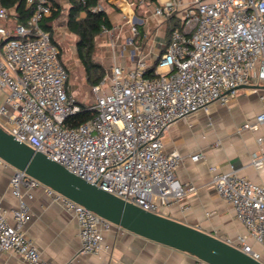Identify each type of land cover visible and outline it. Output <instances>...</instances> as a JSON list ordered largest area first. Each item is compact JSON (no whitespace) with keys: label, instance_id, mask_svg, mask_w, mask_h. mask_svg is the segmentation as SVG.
<instances>
[{"label":"built area","instance_id":"2783aa9c","mask_svg":"<svg viewBox=\"0 0 264 264\" xmlns=\"http://www.w3.org/2000/svg\"><path fill=\"white\" fill-rule=\"evenodd\" d=\"M24 2L30 9L24 23L0 24V90L5 91L0 126L71 173L144 210L160 213L162 206L194 193L196 187L182 183L175 174L181 155L163 151V133L171 123L206 111L211 103L226 104L240 85L264 83V0L157 3L154 14L164 20L174 17L178 5L182 11L154 68L149 71L143 55L129 68L113 64L91 87L93 100L87 108L93 116L75 126L67 119L81 106L67 92L68 69L41 25L51 13V2ZM8 17V10L0 8V21ZM113 31L101 27L111 47H115ZM130 33L128 43L139 34L137 21L130 23ZM253 90L263 101L264 88ZM263 122L264 111L241 127L256 128ZM198 157L190 155L192 160ZM249 163L264 167V149L253 152ZM210 170L211 185L245 229L235 239L224 240L264 264L262 252L253 246L264 250V186L234 170ZM10 187L18 204L8 213L0 204V251L17 253L24 264H56L44 259L23 231L29 215L27 199L36 187H43L75 218L79 252L100 253L111 222L24 171L15 170Z\"/></svg>","mask_w":264,"mask_h":264},{"label":"crops","instance_id":"0c3cea01","mask_svg":"<svg viewBox=\"0 0 264 264\" xmlns=\"http://www.w3.org/2000/svg\"><path fill=\"white\" fill-rule=\"evenodd\" d=\"M51 1L57 5L59 14L52 19L49 14L42 20V24L46 25L62 59L58 40L74 38L76 47L77 37L68 29L67 18L78 0ZM138 1L98 0V6L105 11L114 29L115 43V47H111L109 36L101 31L94 36L92 57L102 67L103 76L109 73L113 64L129 68L142 55L150 66L155 64L159 53L154 55L153 48L166 43L167 36L162 32L166 20L154 14V6L164 0H143L142 4ZM0 8L4 7L0 5ZM7 10L9 17L0 21V24L11 27L16 23L15 8ZM181 11L182 5H178L174 15L176 19H179ZM83 16L84 12L80 11L77 18ZM132 21H137L140 30L133 42L128 43ZM77 61L80 62L79 59ZM65 66L67 67L66 64ZM249 84L257 85L258 91L264 88V83L261 82ZM66 87L67 92L79 103L86 107L89 105L80 100L77 90L73 87L68 89V82ZM4 97L5 91L0 90V105ZM262 111L264 100H259L257 92L253 88L239 87L226 104L211 103L206 111L191 113L166 128L162 136L163 151H177L181 155L175 174L182 183L195 186L196 191L181 202L162 206L159 209L161 214L215 234L223 240L235 239L238 234L245 232L243 225L234 218L230 206L211 185L210 167L221 172L234 170L264 186V167L255 168L249 163L253 152L264 149V122L256 128L241 127L245 122H252ZM258 138L262 140L259 141ZM195 153L199 157L192 160L190 155ZM15 170L0 159V204L6 213L18 204L10 187V179ZM21 191L24 192V189L21 188ZM32 194V198L27 199L29 215L23 231L38 248L41 256L52 263L208 264L187 252L156 243L114 225L105 232L100 253H80L78 225L73 215L59 203L53 202L43 187H36ZM9 221L12 222L10 218ZM253 246L264 256L261 246ZM0 264L24 262L17 253L0 251Z\"/></svg>","mask_w":264,"mask_h":264},{"label":"water","instance_id":"95a60500","mask_svg":"<svg viewBox=\"0 0 264 264\" xmlns=\"http://www.w3.org/2000/svg\"><path fill=\"white\" fill-rule=\"evenodd\" d=\"M239 87L256 88L245 84ZM0 159L91 210L114 226L184 251L208 264H263L219 236L161 213L144 210L71 173L0 126Z\"/></svg>","mask_w":264,"mask_h":264},{"label":"trees","instance_id":"16d2710c","mask_svg":"<svg viewBox=\"0 0 264 264\" xmlns=\"http://www.w3.org/2000/svg\"><path fill=\"white\" fill-rule=\"evenodd\" d=\"M148 1L150 2L154 0ZM50 2V18L52 19L59 14V11L57 5L52 3L51 0ZM0 5L7 9L15 8L16 23H24L29 17L30 9L25 5L24 0H0ZM80 11L84 12V16L77 18ZM166 23L168 39L170 30L177 25L178 20L172 16L166 20ZM41 25L47 30L45 24L41 23ZM67 26L77 37L76 51L78 59L83 66L87 82H89L91 86L98 84L103 78V69L100 64L95 62L92 58L94 50L93 39L94 36L101 31L102 26L111 28L112 24L107 18L105 11L98 8V0H84L83 2L77 1V3L73 5L72 10L68 14ZM52 42L54 41L52 40ZM154 65L155 64L150 66L149 71L154 68ZM79 104L81 109L67 119V123L71 126L86 121L94 114L93 110L88 109L82 103Z\"/></svg>","mask_w":264,"mask_h":264},{"label":"rangeland","instance_id":"374dc122","mask_svg":"<svg viewBox=\"0 0 264 264\" xmlns=\"http://www.w3.org/2000/svg\"><path fill=\"white\" fill-rule=\"evenodd\" d=\"M135 14L138 16L137 11H135ZM166 24L162 32L165 33L167 36ZM137 29L140 30L138 27ZM58 46L61 51L62 59L68 67V72H69L68 89L73 87L75 90L79 92L80 100L84 104H90L93 100V96L91 92V84L86 80L83 66L81 65L80 62L77 61L78 56L76 53L74 38L58 40ZM158 51H159L158 48H153L154 55L157 54Z\"/></svg>","mask_w":264,"mask_h":264},{"label":"flooded vegetation","instance_id":"af4514ba","mask_svg":"<svg viewBox=\"0 0 264 264\" xmlns=\"http://www.w3.org/2000/svg\"><path fill=\"white\" fill-rule=\"evenodd\" d=\"M162 48H163L162 45L158 47V49H159V52H158V53H159V54H160V51L162 50ZM159 54H158V55H159Z\"/></svg>","mask_w":264,"mask_h":264}]
</instances>
